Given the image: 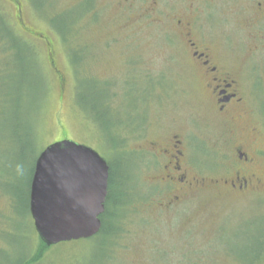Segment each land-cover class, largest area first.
<instances>
[{
  "label": "rangeland",
  "instance_id": "1",
  "mask_svg": "<svg viewBox=\"0 0 264 264\" xmlns=\"http://www.w3.org/2000/svg\"><path fill=\"white\" fill-rule=\"evenodd\" d=\"M193 1L204 16V5ZM33 2L35 8L29 0H0V11L35 52L48 87L44 97L43 85L30 79L27 50L16 66L27 70L28 80L0 88V264H21L37 247L28 209L32 167L42 149L63 139L91 147L111 163L122 177L113 190L127 205L106 219L107 227L121 225L116 239L102 234L60 242L36 264H264V193L220 197L203 187L166 209L170 191L152 183L155 171L144 147L159 135H185L193 154L189 176L202 179L218 154L206 148L212 136L226 128H253L264 171V23L241 21L247 0H209V19L192 24L240 76L241 115L231 122L217 118L202 76L183 51L185 24L174 16L189 14L187 0ZM89 5L78 21L79 34L65 46L47 19L58 14L54 24L64 29ZM70 52L85 57L81 76L90 72L111 84L110 109L98 107L94 119L84 113L89 115L91 102L83 103L84 112L76 104ZM134 87H140L141 99ZM147 88L153 90L145 97ZM138 116L144 118L134 120ZM216 147L221 155L229 153L228 146Z\"/></svg>",
  "mask_w": 264,
  "mask_h": 264
},
{
  "label": "flooded vegetation",
  "instance_id": "2",
  "mask_svg": "<svg viewBox=\"0 0 264 264\" xmlns=\"http://www.w3.org/2000/svg\"><path fill=\"white\" fill-rule=\"evenodd\" d=\"M33 1L29 0L31 6L34 5ZM187 2V8H193L189 14L185 12L184 15L174 16L178 24H185L183 32H180L182 35L180 37L183 38V51L190 57L192 66L202 76L206 96L211 101L217 118L220 120L227 118L231 122L234 116L241 115L239 108L242 106L243 97L240 90V76L230 67L231 64L222 51L219 48L215 49L211 41L206 42L198 38L193 28V23L200 22L205 16L206 19L211 16V10L208 9L209 0L198 1L204 5V16L195 12V1L187 0ZM242 11L245 17L240 18L241 21L264 23V0H247ZM254 131L253 128L250 130L226 128L212 136L213 139L206 148L214 155L213 150L218 154L215 159L211 155V159L206 160L209 163L213 159L209 166L211 173L202 179L189 176L193 169V154L188 151L189 142H186L185 135H159L155 140L148 141L144 147L151 153V158L148 160L149 169L155 171L151 177L152 183L160 191L163 189L160 187L163 186L170 191L167 202L163 203L166 209L168 205L178 203L185 193H196L203 187L215 189V193L220 197L229 195L242 197L264 193V171L259 167L260 149L255 140L258 134L253 133ZM216 145L228 146L229 153L221 155V150ZM161 202L165 201L162 199Z\"/></svg>",
  "mask_w": 264,
  "mask_h": 264
},
{
  "label": "water",
  "instance_id": "3",
  "mask_svg": "<svg viewBox=\"0 0 264 264\" xmlns=\"http://www.w3.org/2000/svg\"><path fill=\"white\" fill-rule=\"evenodd\" d=\"M108 184L106 160L91 147L63 139L38 154L28 209L46 246L88 239L101 228Z\"/></svg>",
  "mask_w": 264,
  "mask_h": 264
},
{
  "label": "trees",
  "instance_id": "4",
  "mask_svg": "<svg viewBox=\"0 0 264 264\" xmlns=\"http://www.w3.org/2000/svg\"><path fill=\"white\" fill-rule=\"evenodd\" d=\"M33 8L34 5L32 6ZM92 5H89L85 9L86 12H82L75 20H72L70 24L67 26L64 25V29H59L55 26L54 21L55 18L57 17L58 14H53L52 18H48V24L51 27V29L57 34L59 40L61 43L67 45V42L72 43L71 40L72 38L76 37L77 34H79V25L78 21L83 17L85 13H87L91 9ZM32 51V61L33 65L29 67L32 77L30 79H33L34 82H39L43 85V92H44V97L46 94V90L48 89L47 87V80L44 77L40 67H39V61L36 57L35 52L32 50L31 46L29 45L28 42H26L16 31L14 28L13 24L10 22L9 18L0 11V88H2V85H8L12 83L13 81H17L18 83H22L26 80H28L27 75V70H25L23 67L16 66L17 62L21 61V55L22 52L26 51ZM69 51V49H67ZM85 57L81 56L77 52H70L69 53V62L72 65V72L74 75V80H75V100L77 106L81 109H85L83 103H86V101L91 102V106L89 108V111L87 109V112L89 115L86 114L82 109V111L85 113L87 117H90L91 119H94V112L97 111L98 107H102L104 109H107L109 111L110 107H108V98L110 97L111 94V84L108 81H102L99 82L95 76H93L90 72L84 71V75L86 76H81L83 69L82 68V62L84 61ZM84 64H87L84 63ZM85 68V66L83 67ZM86 69V68H85ZM142 87V86H141ZM133 89V88H132ZM148 91H145V97H148L149 95L152 94L151 88H147ZM133 93L137 95V98H142V94H138L140 91V87H134L132 90ZM148 94V95H146ZM140 96V97H139ZM4 96L0 95V104L4 103L2 100ZM144 97V95H143ZM89 99V100H88ZM135 103V102H134ZM143 119L144 117H135L134 120L137 119ZM133 120V121H134ZM35 126V125H34ZM114 126L112 127V129ZM111 129V132H112ZM33 134L36 135V130L33 129ZM118 142H115V147H118ZM113 148V147H111ZM114 148L115 150H117ZM113 149V150H114ZM108 165V184H107V194H106V201H105V210L103 214L100 216L101 220V228L99 232L94 235L93 237L89 239H94L95 237L106 234L109 237H112L113 239H116V236L120 233L121 230V225L117 224L118 226L113 228V227H107L106 224V219L108 217H113V214L111 215V211L113 212H118V210H123L126 205L127 201L123 202L122 199V194L120 192H114L113 187L118 186L121 182V176H115L113 167L110 162L106 161ZM33 168L32 167V172H31V177L33 173ZM117 179L118 182L117 183ZM125 179V178H124ZM31 180V179H30ZM127 184H125V192L127 191L126 189ZM127 195L130 194L126 192ZM115 217V216H114ZM118 223V222H117ZM50 246H46L43 242L38 241V245L31 254V256L27 257L26 259L23 260L21 264H36L38 263L44 256L45 252L48 250Z\"/></svg>",
  "mask_w": 264,
  "mask_h": 264
}]
</instances>
